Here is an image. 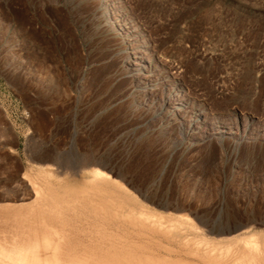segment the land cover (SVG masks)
Returning <instances> with one entry per match:
<instances>
[{"label":"rangeland","instance_id":"374dc122","mask_svg":"<svg viewBox=\"0 0 264 264\" xmlns=\"http://www.w3.org/2000/svg\"><path fill=\"white\" fill-rule=\"evenodd\" d=\"M96 1L0 0V239L29 231L9 210L47 168L70 175L49 182L79 186L93 158L122 210L183 223L151 232L113 216L123 264H209L184 252L202 238L190 223L264 248V0H109V12ZM125 35L148 47L138 77ZM173 84L181 96L165 102ZM71 217L58 228L85 225Z\"/></svg>","mask_w":264,"mask_h":264},{"label":"bare ground","instance_id":"6f19581e","mask_svg":"<svg viewBox=\"0 0 264 264\" xmlns=\"http://www.w3.org/2000/svg\"><path fill=\"white\" fill-rule=\"evenodd\" d=\"M97 1L101 2V4L106 7L108 12L112 10L111 1ZM107 19L110 21V28L113 26L112 29H118L119 25L116 22L115 18H113L112 16H107ZM122 27L124 28V26ZM125 37V56L126 58H132L131 60L135 62V64L132 65L127 64V69H129L128 71L133 72V74L138 77L142 71L148 70L147 58L148 56H150L147 55L148 47L143 48V45L137 42V37L135 36V38L127 35H125ZM121 42H123L122 39ZM125 43L123 42L122 44ZM181 93L182 90L179 87L174 86L173 84V89H171L168 95L164 97V101H173ZM49 160L51 164L54 165V161L52 159ZM84 161L85 163L81 167H79L78 173H87V179L78 178V180L81 182L79 186H72L69 183L64 182L53 184L46 180V178H48L49 176L56 178L60 174H63L65 176L63 177L64 179L70 177L68 172H64L56 166L55 171L53 169L47 168L44 171V175L42 174V177H38V181H34L31 184L29 183L30 188H26L27 191L25 192V194L28 196H31V194L33 195L31 201L19 206H12V208H10L9 210L11 216H18V218L20 219V227L29 229V231L25 232L23 238L17 235L19 238L10 239L8 237L9 239H7L6 237L3 238V240L0 239V264H123L120 260L121 255L117 254L115 250L112 249L111 231L113 230V228L110 231V224L111 218L113 216L116 217V215H120V218L128 220L133 224H138L139 226L144 227L146 226L151 232L155 231L154 229L164 231L166 233H170L172 231H180V226L183 225V223L179 221V219H176V223L168 222L166 223V225H164L165 223H163L160 218L155 217L156 215L154 216L150 212L140 211L137 214L135 213L136 215H134L132 214V210H122L127 208H125V206L123 207L120 201H116V199H114L115 194L111 190V185L117 180L114 181V179L109 176V172L107 173L104 170L98 168V166L95 165L96 162L93 160V158H85ZM102 168L106 169V167L104 166ZM44 176L45 178H43ZM119 186L124 191H126V189H124L122 185ZM82 213L84 215H82ZM80 215L85 216V225L84 221H81L82 223L78 222L76 226H72L74 229H68V233H66V231L63 232L60 228H58V223H61L66 227H71V225H69L70 221H68V216L76 217V220L74 221H77L79 219L78 217H81ZM129 216H135V218H131ZM65 218H68V220ZM14 220L16 222V218ZM115 221L116 220H114V224ZM199 224L201 223L199 222ZM190 226L194 227V229H197L200 233H202V238L195 241L194 248H188L184 251L185 253L192 254L194 255V257L197 256L198 258L205 262H208L209 264H264V248H262V246L258 243V241L256 240L257 238L255 239V235L251 234L249 236L239 238V240L243 241V249L237 250V248L232 247L231 244H221L220 241L216 242L208 239L211 238L208 237L209 231L204 230L203 227L201 229L199 226L192 225L191 223ZM245 226L246 224H244L243 222V224H238L235 227H237L238 229ZM77 231L78 234L80 232L81 236H83L86 244H82L80 241L78 242L77 240H75V233ZM230 231L232 230H229L228 232ZM127 232L129 233L130 231ZM134 234L138 235V233ZM13 235H15V233ZM210 235H212V233ZM5 236H7V234ZM131 236H133V234H131ZM126 241L128 240H125V242ZM77 242L79 244H77ZM183 242L185 245H190L188 243V238H184ZM114 243L116 244V242ZM76 245L78 246L76 247ZM121 249L123 250V248ZM196 261L197 260H195V264ZM180 262H177V264H184Z\"/></svg>","mask_w":264,"mask_h":264}]
</instances>
